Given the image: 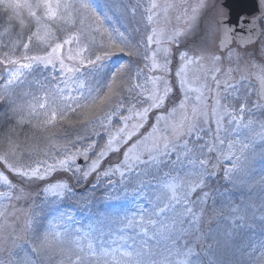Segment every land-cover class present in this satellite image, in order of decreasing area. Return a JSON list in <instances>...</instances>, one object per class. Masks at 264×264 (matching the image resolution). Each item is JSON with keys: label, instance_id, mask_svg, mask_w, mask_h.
I'll list each match as a JSON object with an SVG mask.
<instances>
[{"label": "snow or ice", "instance_id": "6c2138e0", "mask_svg": "<svg viewBox=\"0 0 264 264\" xmlns=\"http://www.w3.org/2000/svg\"><path fill=\"white\" fill-rule=\"evenodd\" d=\"M0 7L8 14L10 23L19 21L21 29L25 27L26 21L21 16L20 0H15V3L13 0H0ZM206 7L207 0H195L194 3H189V0H163V3L149 0L143 6L149 26L158 22L161 13L167 18L170 10L182 8L185 29L169 33L164 28L150 27L146 45H142L145 47L143 61L147 73L144 69H140L129 80L126 77L130 65L121 63L109 68L106 62L117 55L139 56L140 48L137 47L133 52L125 39H114L109 30L104 28L101 15L91 5L90 0H80L79 4H74L71 0H56L55 3L52 0H23V10H27L37 30H29L30 34L27 35L26 41L22 38V34H17L18 44L13 41L14 50L15 47H22L25 50V55L21 59H14L7 53L0 58V65L9 72V76L0 82V102H8L10 86L21 82L23 69H32L33 64H41L44 67L58 64L64 87L57 86L56 92L49 94L51 99L46 95L42 102L37 100V103L30 104L28 106L30 116L41 115L37 108L44 110L43 115L46 119L41 123L47 126L53 125L57 120H65L69 112L74 113L77 109H102L107 105L109 111L101 119L100 127L107 130L117 116L123 123L115 133L109 134L104 147L95 154V158L91 159L90 163H88L89 152L94 144H89L86 148L65 145L60 158H54L51 163L47 160L37 161L36 166H33L9 160V154L15 155L18 149V146L9 141L8 150L0 153V163L9 172L21 177L22 181L34 182L44 180L60 169L71 171L73 175L80 173L86 180L101 168L103 159L109 153L120 152L123 145L128 144L138 135L139 130L148 122L151 113L163 111L156 116L151 131L142 134L123 152V160L119 165L100 173L103 177L109 178V184L112 183L110 178L116 174H119L121 182L134 178L139 182L140 189L147 187L153 193L145 196L147 204L138 206L136 215L131 218L125 216L119 221L122 227L118 230L121 233H125L126 229L134 228L138 230L136 234L120 235L119 239L122 243L119 247L97 249L94 242L102 239V236H97L96 233L97 231L102 233L103 221H98L101 225L99 229L96 225L73 228L64 223L62 215L50 222L40 233L35 215L29 212L23 232L25 236L29 232H37L38 235L35 241L30 242L25 236H18L13 232V247L10 254H15V249H20L23 253L18 257L16 264H32V253L39 256L53 251L62 257L60 264H93L94 261L109 264V258L112 264H201L199 253L187 243L181 242L189 232L199 228L203 207L197 210L195 206L204 205L210 196L209 192L203 191L208 178L216 175V169L222 167V162L231 161L229 167L222 169L223 177L226 181L235 184L240 177L251 173L257 142L264 146V121L246 118L247 106L244 103H241L237 110L222 102L226 101V97L221 95L222 88L239 93V89L243 87L241 82L248 78L240 68L238 53L236 68L231 67L233 52L230 49L228 50L230 63L227 70L220 66L223 60L221 55L208 56L204 53L180 52V64L175 71V87L179 89L181 98L178 102L174 101L172 107H168L174 92V86L168 76L172 54L169 46L179 44V38ZM258 7L259 14L253 17L247 26L248 35L240 37L239 43L242 46L254 44L259 36L264 35V23H262L264 0H258ZM80 9L90 15H78ZM135 11L136 9L133 8V14ZM89 20L91 23H87ZM49 22H62L68 26L69 34L62 43L53 42L52 25ZM77 24L80 25V29H76ZM85 24H87V33L83 31ZM209 27L212 29L213 26ZM216 27L219 28L220 25ZM223 27L220 40L222 50L228 49L229 44L235 39L234 30L226 25ZM10 34V29L5 28L0 36ZM34 39L45 46L43 55H27ZM65 46H69L66 53L63 51ZM208 63H211V67H208ZM234 72H240L236 83L231 82ZM94 74H102L103 80L106 81L103 90L99 84L91 87L86 79H82ZM221 76L225 77L223 82ZM256 79L260 84L259 95L264 99V66H261ZM73 91L76 92L75 95L71 94ZM66 92L68 95H65ZM125 92L131 101L126 102L122 98ZM231 92L228 95H231ZM64 100H71L74 103L65 104ZM125 111L127 115L124 114ZM130 121L132 123H129ZM210 122L216 125V135L211 142L204 140V135L207 133L203 127ZM222 131H228L237 137L227 140L226 149L223 147L226 140L220 135ZM241 134H244V139L239 138ZM212 153L216 154L215 157L209 155ZM81 156L87 163L86 169L76 164L78 157ZM213 159L216 161L215 164L212 163ZM261 159H264V152L261 153ZM177 165L180 167L177 168ZM149 177L155 183L148 181ZM260 182L264 184V177ZM0 185L7 189L0 191V228H2L8 218V205L3 204L2 201L10 202L16 189L3 172H0ZM43 191L46 197L63 198L70 189L65 183H57L49 184ZM20 193L15 196L17 200L22 196V189ZM140 194L143 195V192L141 191ZM232 212L236 214L235 220L247 221L248 210L242 211L237 207L233 208ZM251 216L255 221V212H252ZM71 219L68 217V220ZM259 219L261 235L264 236V214ZM111 223L114 224L116 221ZM18 240H23V244L16 243ZM129 240L132 242L128 243ZM153 240L156 241V245L149 243ZM161 241L165 242L164 253L157 260L154 248L158 247ZM29 248L31 252L27 251ZM257 248L260 250V255L253 256ZM244 254L252 259L253 264H264V239L253 243L251 251Z\"/></svg>", "mask_w": 264, "mask_h": 264}, {"label": "rangeland", "instance_id": "374dc122", "mask_svg": "<svg viewBox=\"0 0 264 264\" xmlns=\"http://www.w3.org/2000/svg\"><path fill=\"white\" fill-rule=\"evenodd\" d=\"M53 3L56 2V0H52ZM80 3V0L77 1ZM149 0H135L134 1V7L135 9L142 10V16H143V22H141V27L144 28L145 32H147V35L149 34L150 27H157V28H164L165 26L162 25L161 21L164 18L163 13H161V16L157 23H154L153 25L149 26L146 21V16L144 13L143 6L147 4ZM91 5L97 10V13L101 15V18L103 17L102 14H100L97 7L94 6V2L90 0ZM133 11V9H131ZM103 19V18H102ZM210 25L206 26V39L204 37H201L197 32L191 35V38H198L199 44L196 42L195 44H189V36L185 35L186 32H184V36L179 38V43L185 46L187 45V48L192 46H202L201 48H204L211 44L213 32L209 27ZM121 26L117 27V23L113 21L111 25L109 26V30L112 33L117 32L120 30ZM148 28V29H147ZM147 29V30H146ZM191 29H194V27H190L189 31ZM123 30V29H122ZM121 30V31H122ZM143 32L141 34L140 30H137V33H139L140 38L139 40V48L140 50H143L140 52V55H143V52L145 51V47L142 45H146V39L147 35ZM41 35H43V32H41ZM176 44H172L169 47L171 48ZM260 46V44H257ZM167 46V45H166ZM175 47V46H174ZM176 46L175 48H177ZM68 47H66L67 50ZM202 50L198 51V54H200ZM262 53V54H261ZM264 43L262 47H259L258 52H256V59L264 60ZM171 64L169 66V79L170 82L174 86V92L172 94V99L168 103V107L173 106V102H178V100L181 98L179 89L175 87V71L177 67L180 64L179 60V53L178 51L172 52L171 55ZM129 64V61L126 57H123L122 59H119V61L116 62V59L112 57L109 61H107V66L109 68L114 67L115 65L124 63ZM144 63L142 66L139 64L134 67V65L131 64V72L132 75L140 70L144 69L145 73H147V69L144 67ZM38 64H33L32 69H23L22 72L24 75L21 78V82L14 84L10 86V91L8 95L13 92L16 87L22 84L23 80L31 74L35 66ZM41 65V64H40ZM264 65V64H263ZM261 63H259V66L257 70H255L252 74L249 73L252 69L251 67L244 68L246 71L247 79L242 81L243 87L239 89V93L231 92L230 89L227 91L225 89H221V95L222 97H226V102L230 107L236 108L238 110L239 105L241 103L246 104L247 111L245 112L246 118H253L257 121H264V99H262L259 95L260 90V84L259 81L256 79V75L259 73L261 69ZM50 67V73L52 76H57L60 79V84L52 86L54 89L52 93L56 92L57 86L63 88L64 85L61 83V73L59 71V65L56 64L55 66L49 65ZM4 69V66H3ZM14 70V69H12ZM107 70V69H106ZM202 72V70H201ZM153 74H159V73H153ZM240 74V72H238ZM9 76V72L5 71L0 72V82L5 80ZM93 78V77H92ZM90 78V82L92 80ZM234 78V77H233ZM82 79H86L87 77H82ZM89 80V79H88ZM87 80V82H88ZM239 79L231 81L232 83H236ZM131 82V81H130ZM87 88L84 89L85 94H87L86 91ZM231 92V95H228V93ZM47 94H51L50 91L47 92ZM72 95H75L76 92L73 91L71 93ZM65 95H68L66 92ZM49 97H51L49 95ZM131 101V98H129ZM43 101V100H42ZM41 101V102H42ZM58 99V103H59ZM63 103H74L71 100H64ZM211 103V101H209ZM160 111H156L150 114V117L153 119L151 120L153 123L156 121V116L160 114ZM127 115L128 113L125 111L124 113ZM104 116L100 117L97 121L94 122L93 126L96 130L95 133H98V137H102V139L105 140V143L107 142L108 136L110 133H115L119 127L122 126V121L119 119V117H115L113 119V122L111 125L108 126L107 130L100 127V121L103 119ZM106 122V121H105ZM129 123H132L130 121ZM205 132L207 133L204 135V140L211 142V140L216 135V125L215 123L210 122L209 124L203 125ZM228 127V126H226ZM222 138H225L226 143L223 146L225 149L227 148V140L228 139H235L237 138L235 134H230L228 131H222L220 133ZM240 139H244V134H241ZM131 145V144H130ZM88 145L84 147H77V148H86ZM206 151V150H205ZM256 156L252 164V170L251 173L248 175H244L240 177L237 182L234 184L233 182L228 181L231 185L238 188L241 192L239 193L240 199L238 201L236 200H230L228 195H220L221 200L223 202L226 215L224 217L221 215L218 217V224L215 223L213 226H211L210 232H208V238L211 241V247L208 246V248H205V251L201 253L200 259L201 264H253L252 259H250L248 256H246L244 253L251 251V246L253 243H258L259 240L264 239V236L261 235V229L259 225L261 224V221L259 217L264 214V184H261V179L264 177V159H261V153L264 152V146H262L259 142H257L255 146ZM92 152V149L90 150ZM63 154V150L56 151L52 153L48 158H45L43 160H47L49 163L53 162L54 158H60ZM212 157H215V153L209 154ZM78 157L77 161L80 160ZM91 159H94L90 156L88 163L91 162ZM13 162L20 163L17 159H9ZM40 160V161H43ZM123 160V158H122ZM121 160V161H122ZM76 161V164H77ZM120 161V163H121ZM36 162L29 163L30 165L36 166ZM212 163L215 164V159L212 160ZM4 168L5 166L0 163ZM28 164V165H29ZM231 164V161H224L222 162V167L217 168L223 173V168L229 167ZM78 165V164H77ZM119 165V164H118ZM82 169L87 168V163H83L78 165ZM117 166V165H116ZM114 166V167H116ZM113 167V168H114ZM180 166L177 165V168ZM7 170V168H5ZM108 169V168H107ZM105 169H98L96 176L97 180L94 185H91L90 189L88 190H82L80 193H74L71 188L69 187L70 191L66 192L63 198L59 197H52V196H45L44 191L41 192L40 195L37 196V201H34L31 204V207L29 209H26L24 212L21 213L23 222H25L26 216L29 212L35 215L37 222L43 221V228L46 229L50 222H52L55 218L61 217L63 215L64 223L71 225L73 228H80L84 227L87 228L89 225H96L97 228H101V225L98 223V221H103L104 225L102 228V233L100 231H97V236H102V239H97L94 242V246L99 249L100 247L104 248H113V247H119L122 243L119 239L120 235L126 234L128 236H133L138 231L134 228H129L125 230V233H121L118 229L122 227V225L119 223L120 220H122L125 216L133 217L138 213V206L140 205H146L147 200L145 199V196L153 195L151 190L147 187L140 189L139 182L136 181L134 178L130 181H124L121 182V178L119 174H116L115 176H112L110 179L112 180V183L109 184L108 179L105 178L100 173ZM3 169L0 167V172H3L5 175L6 173L2 171ZM8 171V170H7ZM61 171L60 169L56 170ZM164 171H168V169H164ZM53 172V173H55ZM71 172V171H70ZM11 173V172H10ZM51 173L47 178L51 177L53 174ZM72 173V172H71ZM13 174V173H12ZM76 175H81L80 173H77ZM7 176V175H6ZM8 177V176H7ZM212 177V176H211ZM209 177V178H211ZM148 181H151L152 183H155V181H152V178L149 177ZM57 184V183H56ZM66 184V183H65ZM47 187V186H46ZM45 187V188H46ZM44 190V189H42ZM0 191H7V189L0 185ZM143 192V195L140 194V192ZM99 194V199L96 200V195ZM14 200V195L12 200L9 202L8 200H3L2 203L5 205H8L7 211H8V218L7 222L4 224L2 228H0V232H3L6 227L10 225L9 218L14 213L15 210H9L11 208V203ZM68 202H71L69 204ZM37 205L38 208H35ZM203 205L196 204V209L202 207ZM239 207L242 211L248 210V219L247 221H237L235 220V215L232 212L233 208ZM95 209V210H94ZM255 212L256 214V220H252L251 213ZM68 217H71V220H68ZM138 218V217H137ZM112 221H116V223H111ZM78 222V223H77ZM126 223V221H125ZM248 225H251L249 227ZM210 227V225H209ZM63 229H61L62 231ZM44 231V230H43ZM42 231V232H43ZM196 230H193L188 233L190 235L191 233H194ZM28 235H31V233H28L25 237L29 240ZM187 236V235H186ZM37 237L31 236V241H35ZM0 256L3 253V250H6L7 252V263L6 264H16L17 259L19 256H22L23 253L20 251V249H15V254H10V250H12L13 244L10 247H6L2 242V239L0 238ZM132 241L129 240L128 243H131ZM16 243L23 244V242L16 241ZM151 245H156V241H149ZM170 243V242H169ZM182 243V242H181ZM164 241L160 242V245L158 247L154 248V251L157 253L155 259L159 260L160 255L164 253ZM192 247V246H191ZM194 249V248H193ZM27 251L31 252V249H27ZM35 253L31 254L32 258V264H60L62 257L57 254L55 251L47 253V254H41L36 255L40 259H35ZM260 250L257 248V250L253 253V256H259ZM40 263H39V262ZM0 264H4L3 260L0 257ZM93 264H104L103 261L99 262H93ZM109 264H112L110 258H109Z\"/></svg>", "mask_w": 264, "mask_h": 264}, {"label": "trees", "instance_id": "16d2710c", "mask_svg": "<svg viewBox=\"0 0 264 264\" xmlns=\"http://www.w3.org/2000/svg\"><path fill=\"white\" fill-rule=\"evenodd\" d=\"M78 0H71L74 4H79ZM134 0H92L94 6L97 7L100 14H102L103 26L109 30V26L113 21L117 23V27H120L112 36L116 40L125 39L131 50L135 52L136 48L139 47L140 35L137 33L136 28L141 29V22L143 18L141 13L131 14V9H133ZM22 18L26 21L25 27L21 29L19 21L9 22L8 14L5 10L0 7V33L4 32L5 28L10 29V35L0 36V58L4 57L7 53L14 59H21L25 55V50L22 47H15L13 41L17 44V34H22V38L26 41L27 35L30 31H36L35 22L31 20L28 16L27 10H20ZM89 16V13H85L83 9H80L78 15ZM52 25V40L53 42L62 43L63 39L69 34L68 26L62 22H49ZM87 23H91L89 20ZM76 29H80V25L77 24ZM123 29V30H122ZM30 30V31H29ZM122 30V31H121ZM83 31L87 33V24H85ZM111 33V31L109 30ZM123 34V35H121ZM107 42V41H106ZM75 45H73L74 47ZM66 47L64 52L66 53ZM202 46L191 47V50L196 54L198 51L202 50ZM50 50V49H49ZM45 52V46L38 43L35 39L30 44L27 51V55H43ZM142 52V51H140ZM116 62L123 57H126L130 65L128 76L126 79L130 80L132 76L131 64L135 66L143 64V55H133L123 56L117 55L113 56ZM172 57V56H171ZM27 63L28 61H22ZM12 68V66H9ZM14 69V68H12ZM86 71V70H84ZM0 72H4L3 65H0ZM88 80V85L91 87H96L97 84L100 85L103 90L105 80L101 75L86 76ZM85 77V78H86ZM93 77V78H92ZM90 78H92L90 82ZM60 84V79L57 76H52L50 73V67H44L43 65H36L31 74L26 76L22 84L16 87V89L11 92L8 102H0V153L8 150L9 141L13 142L18 146L15 155L9 154V159H17L20 163L28 165L35 161H40L48 158L52 153L56 151L63 150V146L67 145L71 147H84L88 144H94L92 148L91 157L95 158V154L98 153L105 145V140L102 137H98V133L93 126L94 122L100 117L104 116L106 112L109 111V106L105 105L103 108H93V109H77L76 112H69L68 117L65 120H57L53 125H47L41 123L46 117L43 115L44 110L37 108V111L41 113L39 116L29 115L28 106L30 104L37 103V100L42 101L43 98L48 95L47 92L52 93L53 87ZM87 91V89H86ZM126 102H129V96L125 92L122 97ZM51 99V97H49ZM58 102V99H57ZM50 115V113H49ZM153 118L149 116L148 122L145 124L144 128L139 130L137 136H134L128 144L121 147L120 152L109 153L106 158L103 159L100 169H107L120 164L123 158V152L135 142L138 137L142 134H147L151 131V121ZM47 153V155H45ZM0 167L3 169L8 176L12 184L15 185L16 192L14 194V200L11 203V208L9 210L14 211L11 217L8 219L10 225L0 232V238L2 243L6 247H10L13 244L12 234L13 232L18 236H25L23 232L24 222L21 213L26 209L31 207L34 201H37V196L41 194L46 186L49 184L56 183H66L69 185L74 193H80L82 190L90 189L91 185L96 182V176L98 172L91 174L86 180L83 179L82 175H73L70 171H57L51 175V177L40 181L29 182L23 180L9 171H7L1 164ZM22 189V196L20 199H16V195H20V190ZM199 191V190H198ZM203 191L210 193L207 202L202 206L203 212L199 222V228L194 233L190 235L187 234L185 240L182 243H187L189 246L194 248V251L201 253L205 251V248L211 244L208 238V232L211 230V226L215 223L218 224V217L226 215L225 210H223L224 205L221 200L220 195H228L229 201L240 199L239 193L241 192L226 181L223 177V173L218 169L216 175L208 178L207 184ZM202 196V191H201ZM99 194L96 195V200L99 199ZM195 199V196L193 197ZM71 204V202H68ZM35 208H38L37 205ZM201 208V207H200ZM200 208H197L199 210ZM95 210V209H94ZM210 225V227H209ZM37 228L40 233L44 230L43 221H38ZM29 241L31 236L37 237V232H29ZM27 236V235H26ZM25 236V237H26ZM1 241V240H0ZM20 241V240H18ZM23 242V240H21ZM7 252L3 250L0 256L3 263H7ZM35 259H39L35 255ZM40 260V259H39ZM39 262V261H38ZM40 263V262H39Z\"/></svg>", "mask_w": 264, "mask_h": 264}, {"label": "flooded vegetation", "instance_id": "af4514ba", "mask_svg": "<svg viewBox=\"0 0 264 264\" xmlns=\"http://www.w3.org/2000/svg\"><path fill=\"white\" fill-rule=\"evenodd\" d=\"M228 1L229 0H207V7L203 9L197 15V18L195 19V21L191 23V26L194 27V29H191L189 31V28H188L186 30L187 33H185V35H189L188 38L190 40L191 35L197 32L199 35L200 33H202L200 36L206 39V28H207L206 26H208V24L212 25L213 27L211 30L213 32V36H212L213 38L211 40V44L208 45L207 48L206 47L202 48L201 53H204L208 56H210L211 54L221 55L223 57V60L220 66L223 67L225 70H227V68L229 67V63H230L228 59V50L230 49L233 52V57L231 60V67L236 68L237 53H238L239 64H240L241 70H243L244 74H247L244 68L246 66L248 68L251 67L252 70L249 73L252 74L255 70H257L259 63H261V65L264 64V60H262V58L257 59V61L254 62L255 57H256V52H258L259 47L263 46L264 35L259 36V42L257 44H260V46L255 44L253 46L250 45L245 48H241L240 46H237L236 42L232 41L228 49L222 52L220 47L218 46L220 42L219 35L221 34V32H220V28H217L216 25H218V22L220 19H228L229 12L226 8V4L228 5ZM158 2L163 3V0H158ZM194 2L195 0H189V3H194ZM231 3H233L232 5H235V7H241V9L243 10L247 9V7L244 6V3H245L244 0H231ZM256 15H258V13H254L252 15H246V13H244L242 16L243 20L246 21L244 24L248 25L251 22L252 18L255 17ZM177 17H180V18L178 19ZM161 23L163 26H165L164 29H166L169 33L175 30L183 31L185 29V17H183L182 15V8H176V9L170 10V12L168 13V17L163 18ZM233 30H234L233 34H236L237 36H239L238 26H233ZM243 35H248L247 27H245ZM194 40H196V38L191 39L192 42H194ZM175 46H178L177 48L180 47L179 44ZM184 51H187L190 54L194 53L192 50L189 51V49H186V48H184L181 52H184ZM196 54H198V52ZM253 65H255V67ZM208 67H211V63H208ZM233 77L234 78L232 79V81L239 79L240 74H238V72H234ZM220 79L223 82L225 77L221 76ZM209 82L211 83V81Z\"/></svg>", "mask_w": 264, "mask_h": 264}, {"label": "water", "instance_id": "95a60500", "mask_svg": "<svg viewBox=\"0 0 264 264\" xmlns=\"http://www.w3.org/2000/svg\"><path fill=\"white\" fill-rule=\"evenodd\" d=\"M244 2H245L244 6L247 7V9H245V10L241 9V7H235V5H232L233 3H231V0H229L228 1V5L226 4V8H227V10L229 12L228 19H220L219 22H218V25H220L219 28H220V32H221V34L219 35L220 36V40L222 39V33L224 31V27H223L224 25H226L227 27L232 28V29H233V26H238L239 36H237L236 34H233L235 36V39L233 41L236 42L237 46H240L241 48H245L247 46L252 45V44H250V45H243L242 46L239 43V40H240L241 36H247V35H243L245 27L248 26V25L244 24L246 21H244L243 18H242L243 14L244 13H246V15H252L254 13H258L259 14V11H260V9L258 7V1L257 0H244ZM257 40H256V42H257ZM231 43L229 44V46L231 45ZM218 46L221 49L220 42H219ZM225 50L226 49H224V50L221 49L222 52H224ZM81 157H83V156H81ZM83 163H85L84 157L80 158V160L77 161V164L80 165V166Z\"/></svg>", "mask_w": 264, "mask_h": 264}, {"label": "clouds", "instance_id": "9594fccd", "mask_svg": "<svg viewBox=\"0 0 264 264\" xmlns=\"http://www.w3.org/2000/svg\"><path fill=\"white\" fill-rule=\"evenodd\" d=\"M13 3H15V0H13ZM20 4H21V9L20 10H22L23 9V0H20Z\"/></svg>", "mask_w": 264, "mask_h": 264}]
</instances>
